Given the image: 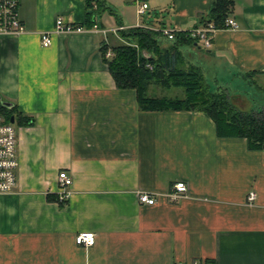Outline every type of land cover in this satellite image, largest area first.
<instances>
[{
    "label": "crops",
    "instance_id": "obj_1",
    "mask_svg": "<svg viewBox=\"0 0 264 264\" xmlns=\"http://www.w3.org/2000/svg\"><path fill=\"white\" fill-rule=\"evenodd\" d=\"M103 1L97 30L55 34L48 47L41 32L57 17L86 25L87 0H19L26 32L0 34L1 97L34 119L14 123L19 166L13 191L0 194V264H264V149L218 136L201 111L141 109L101 51L119 26L191 30L215 0H148L144 19L136 0ZM229 18L238 28L219 29L210 48L181 49L232 93L264 78V0H234ZM61 170L73 178L64 203ZM177 181L188 194L171 201ZM142 191L156 203H141ZM81 232L95 243L77 244Z\"/></svg>",
    "mask_w": 264,
    "mask_h": 264
},
{
    "label": "trees",
    "instance_id": "obj_2",
    "mask_svg": "<svg viewBox=\"0 0 264 264\" xmlns=\"http://www.w3.org/2000/svg\"><path fill=\"white\" fill-rule=\"evenodd\" d=\"M233 4L234 0H215L202 23L213 21L216 26L224 27ZM87 6L88 27L95 26L96 16L109 9L103 0H87ZM117 34L115 43L102 41L103 59L118 88L137 91L141 109L201 111L214 120L218 136L244 137L250 149H264V108L243 110L236 104V96L229 89L221 86L213 89L201 67L185 61L181 46L195 42L187 32H179L172 41L159 31L143 26L121 29ZM108 50L112 51L110 58L106 57ZM151 85L183 88L184 95H151ZM0 112L9 122L13 117V123L18 125L34 123L32 117L20 112L14 104L8 108L0 101Z\"/></svg>",
    "mask_w": 264,
    "mask_h": 264
},
{
    "label": "built area",
    "instance_id": "obj_3",
    "mask_svg": "<svg viewBox=\"0 0 264 264\" xmlns=\"http://www.w3.org/2000/svg\"><path fill=\"white\" fill-rule=\"evenodd\" d=\"M137 14L139 17L146 15L149 9L148 0H136ZM154 31H159L161 35L168 40H175L179 32H187L196 43L204 48H210L213 44L215 33L221 28H238V22L234 18H227L224 27H218L213 21H206L191 30L180 28H170L167 26L155 27L147 24H139ZM127 27L119 26L113 30L118 33L121 29ZM97 30V25L88 27L85 24H76L67 21L64 17L59 16L56 19V26L53 30L41 32V44L48 47L52 44V37L55 34H72L83 33ZM26 32V27L20 18L19 0H0V34L20 35ZM194 42V43H195ZM149 56V55H148ZM106 57H112V51L106 52ZM152 68L151 64H148ZM19 159L17 154V131L14 123L5 119L0 112V194L11 193L17 183V169ZM59 184L58 200L62 203L69 200L72 194L71 186L73 184L72 176L67 170H61L57 177ZM188 184L185 181H177L172 185L171 191L166 195L171 201H177L188 194ZM157 194L148 191H142L139 194L141 203L154 204L157 201ZM256 193L249 195V200L253 201ZM96 234L93 232H81L76 236V242L79 245L90 246L95 243Z\"/></svg>",
    "mask_w": 264,
    "mask_h": 264
},
{
    "label": "rangeland",
    "instance_id": "obj_4",
    "mask_svg": "<svg viewBox=\"0 0 264 264\" xmlns=\"http://www.w3.org/2000/svg\"><path fill=\"white\" fill-rule=\"evenodd\" d=\"M148 14L143 15L142 18L144 19L147 17ZM120 41V40H119ZM114 43L117 42V39L113 41ZM167 44V42H165ZM216 86H212L214 89ZM150 89V94H160L167 95V96H183L184 89L183 88H164L162 86H154ZM233 95L239 94L241 97L236 96L234 101L237 105L242 107L243 110L250 111L251 109H262L264 108V78H256V80L245 79L238 87L231 88ZM0 96H2L0 94Z\"/></svg>",
    "mask_w": 264,
    "mask_h": 264
},
{
    "label": "water",
    "instance_id": "obj_5",
    "mask_svg": "<svg viewBox=\"0 0 264 264\" xmlns=\"http://www.w3.org/2000/svg\"><path fill=\"white\" fill-rule=\"evenodd\" d=\"M0 101L4 106H7L8 108H11L13 106V103L10 101L3 100V98L0 96ZM14 122V118L12 117V123Z\"/></svg>",
    "mask_w": 264,
    "mask_h": 264
}]
</instances>
